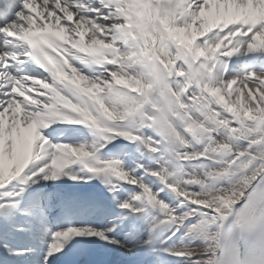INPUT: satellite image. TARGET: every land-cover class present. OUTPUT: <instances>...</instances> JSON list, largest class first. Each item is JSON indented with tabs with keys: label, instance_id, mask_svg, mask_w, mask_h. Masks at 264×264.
Masks as SVG:
<instances>
[{
	"label": "snow or ice",
	"instance_id": "6c2138e0",
	"mask_svg": "<svg viewBox=\"0 0 264 264\" xmlns=\"http://www.w3.org/2000/svg\"><path fill=\"white\" fill-rule=\"evenodd\" d=\"M242 51L264 53V0H2L0 216L19 232L31 219L47 226L43 207H22L27 187L41 174L83 180L78 165L133 219L123 241L109 236L115 225L52 232L44 264L71 255L75 237L125 249L130 264H264V71L228 75ZM57 122L91 139L52 143ZM121 139L140 153L135 168L101 155L123 151ZM12 181L23 186L7 190ZM120 182L140 191L121 200ZM44 198L60 207L55 191Z\"/></svg>",
	"mask_w": 264,
	"mask_h": 264
},
{
	"label": "bare ground",
	"instance_id": "6f19581e",
	"mask_svg": "<svg viewBox=\"0 0 264 264\" xmlns=\"http://www.w3.org/2000/svg\"><path fill=\"white\" fill-rule=\"evenodd\" d=\"M241 59H247V61H252V60H259L260 62H262L263 60H264V53H260V52H256V53H243V57L241 58ZM258 60H257V62H258ZM243 64H245V63H243ZM250 70H254V71H256V72H262V69L261 68H252V69H250ZM232 75H234V74H232ZM119 141H122V139L121 140H117V141H114L113 143L114 144H116V143H118ZM151 167H153V166H151ZM136 174V173H135ZM137 175V174H136ZM138 177H140V176H144V175H142V174H140V175H137ZM44 180V179H43ZM59 181V178L57 179V180H50V182H51V184L52 183H54V182H58ZM42 182V181H41ZM145 183V182H144ZM161 188H164V191H162L161 193H160V195L163 197V199H167V200H169V201H173V195L171 194V192L167 189V188H165L164 187V185L163 184H161V182H160V185L159 186H157V190H159V189H161ZM3 191L4 190H0V196L2 195V193H3ZM140 191V189H138V192ZM110 237H114V238H116V236H114V235H109ZM116 239H118V238H116ZM125 239V237L123 238V239H120V240H124ZM112 247H113V249H114V255H115V257H116V260L118 261V262H121V261H123V260H126L128 257L125 255V249H119L117 246H115V245H111ZM167 259H168V257H166ZM174 257H172V259H173ZM169 260V259H168ZM170 261V264H179V261H175L174 259H173V263L171 262V260H169Z\"/></svg>",
	"mask_w": 264,
	"mask_h": 264
}]
</instances>
